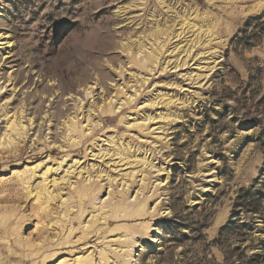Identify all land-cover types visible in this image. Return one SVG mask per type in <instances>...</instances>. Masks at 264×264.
Returning <instances> with one entry per match:
<instances>
[{"label":"rangeland","instance_id":"1","mask_svg":"<svg viewBox=\"0 0 264 264\" xmlns=\"http://www.w3.org/2000/svg\"><path fill=\"white\" fill-rule=\"evenodd\" d=\"M262 12L0 0V264H264Z\"/></svg>","mask_w":264,"mask_h":264},{"label":"trees","instance_id":"2","mask_svg":"<svg viewBox=\"0 0 264 264\" xmlns=\"http://www.w3.org/2000/svg\"><path fill=\"white\" fill-rule=\"evenodd\" d=\"M239 33L240 36H238ZM263 36H264V12L247 18L244 21L242 28L239 29L238 33H236L234 37L230 40V43L233 50H236L237 47L240 45L243 48H249L261 42ZM256 73L259 76V78L262 79L264 69H257ZM251 76L252 75L249 74V79L251 78ZM248 82L249 81H247L246 84H248ZM261 85L262 82H259L258 86L260 87ZM255 256L250 258L251 263H254Z\"/></svg>","mask_w":264,"mask_h":264},{"label":"bare ground","instance_id":"3","mask_svg":"<svg viewBox=\"0 0 264 264\" xmlns=\"http://www.w3.org/2000/svg\"><path fill=\"white\" fill-rule=\"evenodd\" d=\"M11 80H15V77H12ZM11 127H12V126H11ZM12 128H13V127H12ZM5 138H6V137H5ZM7 140H8V143H11V142H10V138H7ZM12 146H13V145H12ZM7 147H8V146H7ZM5 148H6V147H5ZM32 172H33V171H32ZM33 174H34V173H33ZM31 175H32V174H31ZM27 179H28V178H27ZM26 183H27V182H26ZM27 184H28V183H27ZM42 184H43V183H42ZM36 186H37V185H36ZM40 186H41V185H40ZM43 186H44V185H43ZM90 187H91V186H90ZM90 187H89V189H90ZM41 188H42V187H41ZM46 188H47V185H46ZM46 188L44 187V188H43L44 191H42V192H43V194L45 195V197L48 199V200H46V198H45V200L51 202V200H54L55 197H57V194H56V195H55V194H54V195L51 194V192H49L48 190H46ZM84 188H85V189H84L85 192H87V191L89 190L87 186H85ZM87 189H88V190H87ZM37 190H39V189H37ZM40 190H41V189H40ZM45 190H46V192H45ZM81 190H82V187L80 188V191H81ZM82 191H83V190H82ZM36 192H37V191H36ZM28 194H29V193H28ZM28 194H27V195H28ZM34 195H35V194H34ZM1 196H3V195H1ZM28 196H30V195H28ZM35 196H36V200H39L40 193H36ZM35 196H34V197H35ZM4 198H5V197H4ZM60 199H61V197H60ZM43 200H44V199H43ZM45 200H44V201H45ZM64 200H65V199H64ZM44 201H43V202H44ZM65 202H66V201H65ZM63 204H64V203H63ZM41 205H42V204H41ZM4 236H5V235H4ZM29 243H30V242H29ZM10 247H11V246H10ZM3 251H4V250H3ZM7 258H8V257H7ZM80 263H81V262H80ZM80 263H79V264H80Z\"/></svg>","mask_w":264,"mask_h":264}]
</instances>
